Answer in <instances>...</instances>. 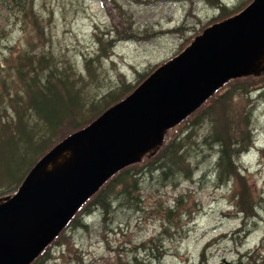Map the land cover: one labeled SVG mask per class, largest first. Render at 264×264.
Returning a JSON list of instances; mask_svg holds the SVG:
<instances>
[{"label": "rangeland", "instance_id": "obj_1", "mask_svg": "<svg viewBox=\"0 0 264 264\" xmlns=\"http://www.w3.org/2000/svg\"><path fill=\"white\" fill-rule=\"evenodd\" d=\"M221 1L231 12L252 2ZM219 12L206 0H0V77L15 80L24 54L53 53L42 63L68 67L83 79L73 78L77 86L81 82L100 100L122 82L139 86L140 75L176 58ZM93 56L101 63L94 66L102 68L89 74L86 58ZM216 129L223 138L228 132L232 144L240 142L243 154L233 180L230 174L217 180L221 146L211 138ZM181 134L190 144L191 180L172 184L160 171L145 173L141 201L134 194L107 220L96 214L87 229H66L48 247L51 259L45 264H126L133 256L144 259L150 248L157 254L154 245L161 253L155 264H264V64L257 75L221 87L165 132L164 140ZM246 188L259 214L254 220L238 214L240 200L233 201Z\"/></svg>", "mask_w": 264, "mask_h": 264}, {"label": "water", "instance_id": "obj_2", "mask_svg": "<svg viewBox=\"0 0 264 264\" xmlns=\"http://www.w3.org/2000/svg\"><path fill=\"white\" fill-rule=\"evenodd\" d=\"M263 64L264 0H254L38 161L17 194L0 203V264H32L111 177L155 154L165 132Z\"/></svg>", "mask_w": 264, "mask_h": 264}, {"label": "trees", "instance_id": "obj_3", "mask_svg": "<svg viewBox=\"0 0 264 264\" xmlns=\"http://www.w3.org/2000/svg\"><path fill=\"white\" fill-rule=\"evenodd\" d=\"M206 1L220 12L217 21L205 29L240 13L231 12L221 0ZM179 30L181 29L179 28ZM114 42L111 40L109 44L112 46ZM52 55L54 54L51 53L49 56L40 54L34 57L24 54L19 58L16 66L15 80H12L11 77H0V200L16 193L38 161L55 146L73 133L87 127L110 107L128 97L138 87L122 82L119 88L104 93L100 100L91 98L95 95L92 94L91 89L86 91L85 87L81 85L82 77L77 76L68 67H62L61 64L56 66L51 62L47 65L42 63L48 62ZM105 55L107 56V54ZM35 58L37 62L34 63ZM93 58L95 57L86 58L89 74L94 70L101 71L102 68V66L100 68L94 66L95 62H99L97 66H100L101 63L98 57ZM155 70L140 75L141 83ZM44 71L45 73H43ZM74 77L81 81L80 87L77 86L78 82L73 79ZM240 130L238 128L235 131L239 138L241 137ZM214 134L216 136L213 135L211 138L215 140V144L221 146L217 180L220 181L221 177L226 174H230L228 177L231 179V174H235L238 167L237 160L243 154L241 145H239L240 142L232 144L228 132L227 136L223 138V130L221 129H216ZM192 136L193 133L188 134L187 140L189 141ZM208 139L205 138V144H207ZM211 143L213 142L210 141ZM189 147L190 144L186 145V140L182 138V134L171 142L163 140L155 154L150 152L140 162L111 177L79 209L60 235L62 236L68 228H72V231L87 229L89 226L88 219L96 214L102 215V219L107 220L115 211L116 205L120 207L128 197L136 199L134 194L141 201L140 182L145 173L160 171L162 179L170 178L166 182L172 184H174V180L177 181L180 178L191 180L194 169L190 164ZM249 193L251 191L246 188L245 194L242 195L240 192L241 196H233V201L240 200L238 204L236 203L238 214H241L244 219L252 218L254 220L259 218V214L255 209L252 195ZM263 247L264 245H262ZM152 248L157 254H153L150 248L148 249L150 252L145 250L147 256L143 257L144 259L139 257V260L133 256L126 264H155L156 261L160 262L159 247L154 245ZM47 249L32 264L47 263L51 259V255L46 252ZM244 257L248 258V256ZM242 259L239 263L243 262Z\"/></svg>", "mask_w": 264, "mask_h": 264}, {"label": "bare ground", "instance_id": "obj_4", "mask_svg": "<svg viewBox=\"0 0 264 264\" xmlns=\"http://www.w3.org/2000/svg\"><path fill=\"white\" fill-rule=\"evenodd\" d=\"M186 49H187V48H186ZM186 49H185V50H186ZM185 50H184V51H185ZM184 51H183V52H184ZM183 52H182V53H183ZM182 53H181V54H182ZM179 55H180V54H179ZM179 55H178V56H179ZM138 87H139V86H138ZM138 87H137V88H138ZM137 88H136V89H137ZM136 89H135V90H136ZM135 90H134V91H135ZM134 91H133V92H134ZM133 92H132V93H133ZM132 93H131V94H132ZM213 95H214V94H213ZM63 158H64V157H63ZM64 160H65V159H64ZM64 160H63V161H64Z\"/></svg>", "mask_w": 264, "mask_h": 264}]
</instances>
